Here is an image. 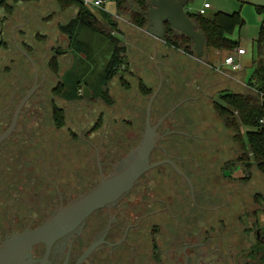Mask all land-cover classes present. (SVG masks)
I'll return each mask as SVG.
<instances>
[{"label": "rangeland", "instance_id": "1", "mask_svg": "<svg viewBox=\"0 0 264 264\" xmlns=\"http://www.w3.org/2000/svg\"><path fill=\"white\" fill-rule=\"evenodd\" d=\"M91 2L93 0L87 2V8L106 32L111 31L109 25L101 18L104 12L115 17L113 0H105L102 8L92 7ZM204 3L210 6V9L206 11L207 16L215 12L236 13L238 15L240 24L233 29L230 39L238 44L237 48L240 45L247 52L241 61L244 67L240 72L246 73V79H249L252 69L246 68V65H249L257 55L254 39L264 19V13L258 11L259 8L264 7V0H194L192 4H187L184 10L185 12L196 13ZM74 14L75 10L61 9L56 0H42L38 3L18 4L10 22L6 25H2L0 22V39L7 42V49L0 53V114H3L0 127L4 125V121L10 124L15 108L33 87L35 72L37 74L36 89L22 107L17 119V130L22 137L20 142L24 146L22 153L16 159L10 156L7 158L5 164H8L4 167L5 176L3 178L1 174L2 178L0 177V240L8 237L13 232L26 229L31 219L34 220L33 225L40 223L43 218L53 211V208L49 205L57 200L56 188L66 194L73 187L74 179L60 183L55 173L50 170L52 166L70 168L69 174L75 172L76 177L79 178V146H74L72 143L67 146L62 143L63 138L52 136L51 132L49 133V130L53 127L51 118L52 97L58 100V105L63 109L65 125L91 128L97 124V130L88 133L87 138L93 144L99 141L102 142L100 159L104 176L108 175V168L118 165L122 162L125 154L133 152V147L138 141L143 117L137 118L140 123L135 128L139 132H136L135 135L130 133L133 128V120L136 119L133 114L136 111L130 103L137 96L135 76L133 74L130 76L126 68L112 75V79L106 85H103L102 75L106 70L105 66L111 53V43L107 42L103 35L92 33L88 29H79L77 39L73 42L72 48L77 58L73 53H70L68 40L65 36L60 35L57 26L58 24L67 23L73 18ZM2 15L3 12H0V16ZM117 18L114 19L120 23V26L126 24L124 31H127L129 36L131 30L128 28V24ZM145 28L141 30V34L146 36L143 40H134L132 35L128 37V55L130 58L143 62L140 65L145 66L146 69L141 67L137 70V73L141 71V76H144L145 82L153 85L156 83L155 91L160 87L159 93L164 87H169L170 70L160 64L158 69L155 70L160 75L157 82V74L154 71V67L157 68L154 65L156 61L150 59L152 54H149L152 52H150V49L153 43L149 40L150 36L145 33ZM110 35L116 37L114 31L110 32ZM118 37L120 40H124L120 34ZM159 42H157V47L154 45V48L156 47L155 53L160 52L161 45L159 46V44L161 43ZM57 48L64 52L58 55L57 60L55 59L57 65L47 67V60L52 56V50ZM232 51L217 52L209 49L205 51L200 61L216 67ZM163 57L165 58V56H162V59ZM177 58L179 59V55ZM66 71L73 74L65 76V84L63 85L62 76ZM77 82L80 83L78 95L81 98L70 101L71 99L67 96L75 90ZM84 87L88 89V98H83L81 95ZM56 89H58V92L61 90L59 93L64 96L65 100L58 98ZM98 91H106L108 101H112L111 106H107L108 101L106 102V100L93 99ZM192 114L193 116L190 117L192 122L188 120L189 126L185 129L200 139V142L205 139L204 137L208 139L211 136V131H217L214 127L215 119L211 114L205 112L203 114L201 111L197 113V110H193ZM184 119L185 117L181 118L182 121ZM178 123L180 124V122ZM156 135H162V133L156 131ZM228 139L230 140L229 135ZM174 142L185 141L181 139ZM35 143H40V145L36 146ZM190 147L191 145L186 147L182 151V155L181 150L179 152L178 149L172 148L169 150V154L177 157L178 155L187 157L189 156ZM38 157H41L44 162L39 160ZM231 158H233V155ZM75 160H77L76 164H74ZM61 161L63 163L59 164ZM72 163L74 164L73 168ZM231 166L234 168L233 164ZM43 167H47V170H43ZM87 168L85 179L87 181L86 187L89 189L95 182H98V179H89L90 177L98 178L92 158L87 161ZM183 169L189 176H192L191 167H184ZM239 170L234 174L238 177L236 179H216L211 182L205 179L197 181L198 184H196V180H193L194 188L199 191L198 205L204 206L206 209H216L210 211V221L217 229L219 225L216 222L221 217H218L215 213L220 212L224 220L223 223H225V231L222 233V236H224L223 241L225 243L229 241L230 250L233 253H238L239 249H243V254L238 253V257H242L241 264H264V262L259 263L257 261L261 251L257 250L255 254L249 252L250 247L254 249L258 247V239L254 233L255 227L252 226L253 228L250 229L253 222L250 212L253 207L257 206L252 199L257 188L255 183L252 184L250 180L256 169L252 167L247 171H243L242 168ZM249 171H251L250 174ZM155 172L156 170L147 173L143 178H141L142 175L141 179L139 178L140 181L147 178L152 179L150 186L147 180L146 189L159 190L162 188ZM248 174L249 177H247ZM45 175H53L57 178L51 180L56 188L46 180ZM58 175L63 174L58 172ZM214 175H218L217 167L214 170ZM249 183L252 185H249ZM246 187L248 193L242 192L243 188ZM178 188L186 191L188 187L184 182V185L178 186ZM245 194L246 197H244ZM91 215L86 219L83 227L85 228L84 232L76 239L77 244L74 246L75 250L72 253L71 264L77 260L76 256L79 254L78 251L81 249L82 244L85 243L86 236H91L97 228V214ZM199 217L201 219L205 217V214L199 212ZM214 235L218 236V232ZM214 244L218 246L216 240H214ZM228 262L230 263L231 260H228Z\"/></svg>", "mask_w": 264, "mask_h": 264}, {"label": "flooded vegetation", "instance_id": "2", "mask_svg": "<svg viewBox=\"0 0 264 264\" xmlns=\"http://www.w3.org/2000/svg\"><path fill=\"white\" fill-rule=\"evenodd\" d=\"M83 90L81 93L82 97ZM58 98L60 97L58 96ZM57 101L56 98L52 97L51 105L63 110ZM178 105L162 115L160 119L164 117L162 120L164 121ZM8 127L9 124L0 127V136ZM96 127V125L91 128L64 125L59 129L53 126L49 130L52 136L63 138V144L68 146L72 143L74 146H79V178L76 177L75 172L69 174L70 168H67L68 171L65 167L57 165L50 168L60 183L65 180L71 181L74 179L73 187L68 193H63L51 182V180L57 179L55 176L45 175L46 180L56 188L55 191L57 193L56 202H51L49 205L53 208L52 214L60 207L68 205L94 189L100 180V175L103 177L110 176L129 160V158L122 160L124 162L122 165H115L112 172L104 176L100 159L102 142L99 141L93 144L87 138L88 133L90 134L97 130ZM214 127H216L217 131H211V136L208 139L204 137L205 139L201 142L194 134L185 135L180 133L191 140L173 142L168 146H164L160 143L162 136L158 135L156 137L155 145L149 155V164L154 165V167L145 172L141 178L146 176L152 169H155V174L158 175L157 179L162 188L159 190L146 189L147 180L150 186L152 179L147 178L144 181H140V178L125 195L114 203L94 212V214H97V228L91 236H86L85 243L82 244L77 258L93 243H97V246L81 264H241L242 257L239 258L238 253L241 252L243 254V249H239L238 253L231 252L229 241L226 243L223 241L224 236H222V233L225 231L223 217L220 215V212H216L215 214L221 218H218L216 222L219 225L218 229L213 226V222L210 221V211L216 209H206L204 206H199L197 201L199 191L193 186V180H196V184H198L197 181L205 179L211 182L216 179L231 180L238 178L234 177V174L240 171L237 163L234 165L235 169L231 173L229 169L230 163L239 156L240 150L237 144L230 142L227 133L222 130V127L216 125V123ZM196 131L198 132L197 128ZM173 133L177 132L175 129L170 128L166 134ZM21 140L22 137L17 130L16 123L13 131L0 143V165L2 162H6L9 156L15 159L19 157L24 147L20 142ZM189 145L191 147L189 156L187 157H177L169 154L171 148L183 149ZM232 155L233 158H231ZM91 158L93 159V165H95L98 178L90 177L89 179H98V182H95L94 186H92L93 188L86 192L87 181L85 177H87V161ZM38 159L42 160L41 157H38ZM42 162L44 161L42 160ZM76 162L77 160L74 161V164ZM62 163L61 161L59 164ZM74 164L72 163V168ZM184 167H191L192 171L190 172L193 173L192 176H189L183 169ZM216 167L218 175H214ZM4 170V167L0 168L3 178L5 176ZM43 170H47V167H43ZM58 172L63 175H58ZM181 181H184L187 185L186 191L178 188V186L184 185V182L182 184ZM199 212L205 214V217L200 219ZM49 217H46L45 220ZM85 223L86 221L75 236L82 235L81 233L85 230L83 228ZM33 224L34 220L31 219L26 229H32L34 227ZM252 226L254 225L251 224L250 229L253 228ZM216 232H218V236L214 235ZM254 233L259 242L262 240L264 242V237L256 227ZM214 240L217 241L218 246L214 244ZM66 242L68 246L66 249H63V245ZM74 242L75 238L73 236L55 243L48 258L49 264H61L68 247H70L68 264H71ZM257 250L262 251L261 254L258 252L260 255L257 259L259 263H262L264 262V247H255V249L250 247L249 252L255 254ZM43 252L44 246L39 250H36L35 247L32 251V257L39 259L43 255ZM228 260H231V262L229 263Z\"/></svg>", "mask_w": 264, "mask_h": 264}, {"label": "trees", "instance_id": "3", "mask_svg": "<svg viewBox=\"0 0 264 264\" xmlns=\"http://www.w3.org/2000/svg\"><path fill=\"white\" fill-rule=\"evenodd\" d=\"M42 0H0V12H3V15L0 16V22L2 25H6L10 22L15 8L18 4H29L33 2H40ZM57 4L61 6V9H72L75 10V14L73 18L65 24H58L57 29L60 35H63L68 40V48L70 53L76 57V53L72 48L74 40L77 39V33L79 29H88L92 33H98L105 37L107 42L111 43L110 55L107 60L105 71L102 75L103 85H106L107 82L112 79V75H115L122 71L123 60L125 58V53L127 48L123 45L116 37L111 36L110 32L119 31L120 23L115 20L114 16H111L107 12L102 14V20H105L107 25H109L111 31L106 32L100 22L92 15L90 10L87 8L86 3L83 0H56ZM150 0H113L115 7V16L121 20H124L127 24L132 26L135 29L142 30L147 25V18L145 16L146 11L148 10ZM177 1V0H176ZM258 11H262L264 13L263 8H259ZM186 16L192 22L194 26V30L199 32L204 37V53L206 50H215L217 52L224 51H232L237 48L238 44L230 39V34L233 29L240 24V19L236 13L226 14L223 12H215L209 16H201L197 13H189L186 12ZM6 27V26H5ZM255 47L257 50V56L259 60L253 62V69L251 73V77L249 78L247 85L252 89L253 92L249 93H233L229 92L228 94H224L220 96L221 103H214L208 96L201 95L199 92H195L193 90L188 91L189 93L182 96L176 95L175 90L171 91L169 87H164L155 97L151 109H150V123L153 125L156 121L164 115L166 112L172 110L176 105L178 107L172 111L164 121L159 125L157 132L162 133V138L160 140L161 145L168 146L174 141L184 139V141H190L189 137L185 135H192L185 128L189 126V121L192 122L190 118L193 116V110H197L205 113H209L213 116L214 122L216 125L222 127V130L230 136V141L233 144H237L240 154L239 156L230 163V173L235 169L231 165H237L243 169V171H247L254 167L256 172L252 173L250 182L255 183L257 190L254 191L253 201L256 202V205H259V194H258V177L264 175V124L260 125L259 120L264 121V98L261 100L259 98V93H264V27L263 21L261 23L260 28L258 29V33L255 39ZM162 47L173 49L175 52H182L185 56L190 58H195V52L193 49V43L191 39L186 37L185 35L172 30L167 24H165V38L163 41ZM7 49V42L0 39V53L4 52ZM64 51H60L59 48L52 50V56L47 60V67L56 64V58L58 55L62 54ZM157 56L160 52L156 53ZM162 54L156 58V63L154 65V71L158 69V66L162 64L164 66V57L162 59ZM77 58V57H76ZM56 59V60H55ZM201 59L195 60L200 61ZM202 66V67H201ZM200 67L204 70L207 69L206 66L201 65ZM125 68H123L124 70ZM156 74L157 71H155ZM204 72V71H202ZM129 73V72H128ZM73 74L72 72H64L62 84H65V76ZM132 76L133 73H129ZM173 73L170 72V77ZM136 80V93L132 103V107L134 109V116L136 119L133 120V128L132 135H135L136 132H139L137 127L140 121L137 119L138 117H143V128L141 132H144V121H145V109L148 102V99L153 94L156 89V83L149 84L144 81V79L138 78L137 74H134ZM158 82V75H157ZM80 83H76L75 92L73 91L67 97L71 99L70 101H75L74 99H80L81 96L78 95L80 91L79 86ZM86 84V83H85ZM63 85H61L63 87ZM54 90V89H53ZM139 90V92H138ZM61 92V90L59 91ZM58 92L56 89V94L61 99L65 100L64 96ZM226 91L219 92L224 93ZM93 99L95 100H106L108 101V97L106 95V91H98ZM111 100V99H110ZM110 102V101H108ZM107 106H111L112 101ZM130 105V104H129ZM130 105V107H131ZM211 107V108H210ZM192 111L191 113H189ZM3 114H0V120ZM185 117L182 121L181 118ZM51 118L53 126L56 129L61 128L65 125V115L63 110L58 109L51 105ZM100 119V118H99ZM154 119V121H153ZM156 119V121H155ZM6 120V119H5ZM138 120V121H137ZM219 122H217V121ZM132 122L131 119H129ZM180 122V124L178 123ZM98 123V122H97ZM218 123V124H217ZM4 121V125H6ZM192 124V123H191ZM197 125V124H196ZM194 125V126H196ZM1 126V124H0ZM97 126V124H96ZM163 129L161 130V128ZM170 128L176 130L177 133L166 134ZM1 130V129H0ZM211 133V132H210ZM186 138H184V137ZM138 143V142H137ZM136 144V143H135ZM36 146L40 145V143H35ZM136 146V145H135ZM134 146V147H135ZM133 147V148H134ZM183 149H178L179 152L181 150V155ZM180 156V155H178ZM182 157V156H181ZM7 164L2 162L0 168L6 167ZM251 171H249L250 174ZM0 173V177H1ZM249 174L247 177H249ZM2 178V177H1ZM248 179V178H247ZM251 183H249L250 185ZM251 184V185H252ZM94 186V185H93ZM93 187H86V192L92 189ZM248 193V188H243V191ZM243 196V194H242ZM246 197V194L245 196ZM256 207H253L250 216L253 217V222L255 221ZM94 214V213H93ZM92 214V215H93ZM52 213L48 216H51ZM91 215V216H92ZM46 216V217H48ZM45 217V218H46ZM42 219L41 222L45 220ZM40 222V223H41ZM34 225L33 228L37 227ZM25 230V229H23ZM20 230L18 232H21ZM10 236V235H9ZM75 236L74 246L77 244V238ZM264 242L258 241V247L263 246ZM73 246V250L74 249ZM42 245L36 246V250L42 248ZM262 252V251H261ZM79 253V251H78ZM40 255V254H39ZM77 257V256H76ZM75 257V258H76Z\"/></svg>", "mask_w": 264, "mask_h": 264}, {"label": "water", "instance_id": "4", "mask_svg": "<svg viewBox=\"0 0 264 264\" xmlns=\"http://www.w3.org/2000/svg\"><path fill=\"white\" fill-rule=\"evenodd\" d=\"M194 0H150L148 10L145 13L148 25L145 33L155 40L164 41L165 24L189 39L193 43L195 58L201 59L204 53V37L194 30V26L186 16L184 7L192 4ZM37 74L35 82L30 91L19 101L15 108L8 129L0 136L2 143L13 131L22 107L31 97L36 89ZM160 87L153 92L147 102L144 132L141 126L138 145L133 153L125 154L123 160L129 158L126 164L119 167L108 177L100 175L97 186L77 198L66 206L60 207L48 219L39 226L32 229H25L21 232H13L10 236L0 240V264H49L48 258L52 247L60 240L68 237H75L86 219L95 211L106 205L114 203L120 197L130 191L138 179L154 165L149 164V155L156 142V128L162 123V117L154 126L150 124V109ZM83 97H88V90L84 88ZM143 124V122H142ZM130 156V157H128ZM124 162H120L122 165ZM112 168H108V174ZM155 171L152 169L148 173ZM44 246L43 255L39 259L32 257V251L36 246ZM68 246L67 242L63 249ZM93 243L82 253L74 264H81L88 255L96 248ZM70 247L65 254L61 264H68Z\"/></svg>", "mask_w": 264, "mask_h": 264}, {"label": "crops", "instance_id": "5", "mask_svg": "<svg viewBox=\"0 0 264 264\" xmlns=\"http://www.w3.org/2000/svg\"><path fill=\"white\" fill-rule=\"evenodd\" d=\"M83 1L86 4H88L91 0H83ZM261 8L264 9V7H261ZM114 15H115V13H114ZM117 19H119V18H117ZM125 26H126V24L124 23L119 27L118 32L115 31L116 38L123 45H125V47L127 48V51L125 53V58L123 60L122 68H125V69L127 68L129 73H133V75L137 74V76H139L138 78L144 79V76H141V74H142V73H140L141 71H138V73H139L138 74L137 70L141 67H144V69H146V68H145V66L140 65L143 63L142 61L129 57L127 44H128V37L131 35L133 36L134 40H138V39L143 40V38H145L146 36L141 34V30L135 29L132 26H130L129 24L127 26L132 32L129 31L130 35L128 36L127 31L126 32L124 31ZM119 34L121 35V37L124 38V40L119 39V37H118ZM256 36H257V34H256ZM126 39H127V41L125 42ZM255 39H256V37H255ZM255 39H254V42H255ZM149 40L151 41V43H153L151 45L153 47V50L151 47L150 52L151 51L152 52L149 53V54H152V57L150 59H154L156 61V58L158 56H160V54L165 56V58L163 60L164 66H165L164 68L169 69L170 72L173 73L170 77L169 89L171 91L175 90L176 95L178 94V96L183 97V95L189 93L188 91L193 90L195 92H199L201 95L208 96L214 103L220 104L221 103V101L219 99L220 96H222L224 94H228L229 92L239 93V94L253 92V90L247 85V82L249 79H246V77H247L246 73L240 72V71L239 72H230V71L226 70L225 68H223L221 66V63L219 66L215 67L213 65L210 66L207 63L195 61V60H197L196 58L187 57L182 52H179V51L175 52L173 49H170V48L168 49V48L162 47V45H163L162 41L159 42V41H157L153 38H150V37H149ZM157 42L161 43V44H159V46L160 45L161 46L159 49L160 54L158 56L155 53V50H156L155 48L158 46ZM154 45H156L155 48H154ZM239 48H243V47H241L239 45ZM246 54H247V52L245 50V55L241 57V61H242L243 57L246 56ZM178 55H179V59L177 58ZM257 60H259V57L256 55V58L251 60V63L249 65H246V68L249 67L250 69H253V62H256ZM201 65L206 66L207 69L203 70L201 68L202 67ZM243 67H244V65H243ZM202 71H204V72H202ZM157 75H158V78H160V75L159 74H157ZM250 77H251V75H250ZM221 91H226V92L220 94L219 92H221ZM158 121L159 120H157L156 122H158ZM155 124H153V125L151 124V126H154ZM234 177H236V176H234ZM257 179H258V186H259L258 194H259V202L260 203L256 209V214L254 217L255 221H254L253 225L260 231V233L263 232V233H261V235L264 237V175L259 176ZM243 224H245V223H243Z\"/></svg>", "mask_w": 264, "mask_h": 264}, {"label": "built area", "instance_id": "6", "mask_svg": "<svg viewBox=\"0 0 264 264\" xmlns=\"http://www.w3.org/2000/svg\"><path fill=\"white\" fill-rule=\"evenodd\" d=\"M104 4H105V0H93V2L90 3L92 7H96V8H102ZM209 9L210 6L207 3H204L196 13L198 15L205 16L207 13L206 11ZM263 27H264V19H263ZM244 55H245V50L243 48H235L230 54H227L222 59L221 66L230 72H239L242 70L243 67V64L241 62V57ZM259 98L262 100L264 98V93H259ZM259 124L263 125L264 121L259 120Z\"/></svg>", "mask_w": 264, "mask_h": 264}]
</instances>
